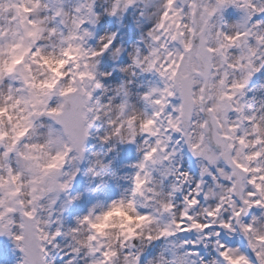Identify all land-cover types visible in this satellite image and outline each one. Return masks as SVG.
I'll list each match as a JSON object with an SVG mask.
<instances>
[{
    "label": "clouds",
    "instance_id": "1",
    "mask_svg": "<svg viewBox=\"0 0 264 264\" xmlns=\"http://www.w3.org/2000/svg\"><path fill=\"white\" fill-rule=\"evenodd\" d=\"M0 264H264V0H0Z\"/></svg>",
    "mask_w": 264,
    "mask_h": 264
},
{
    "label": "snow or ice",
    "instance_id": "2",
    "mask_svg": "<svg viewBox=\"0 0 264 264\" xmlns=\"http://www.w3.org/2000/svg\"><path fill=\"white\" fill-rule=\"evenodd\" d=\"M18 239H22V237H18Z\"/></svg>",
    "mask_w": 264,
    "mask_h": 264
},
{
    "label": "rangeland",
    "instance_id": "3",
    "mask_svg": "<svg viewBox=\"0 0 264 264\" xmlns=\"http://www.w3.org/2000/svg\"><path fill=\"white\" fill-rule=\"evenodd\" d=\"M134 34V33H133Z\"/></svg>",
    "mask_w": 264,
    "mask_h": 264
}]
</instances>
